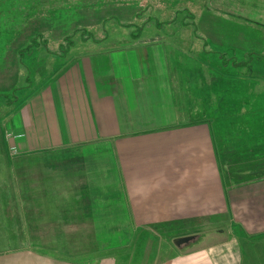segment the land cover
<instances>
[{"label": "crops", "instance_id": "1", "mask_svg": "<svg viewBox=\"0 0 264 264\" xmlns=\"http://www.w3.org/2000/svg\"><path fill=\"white\" fill-rule=\"evenodd\" d=\"M122 13L118 21L133 24L135 12L132 15L123 8ZM48 16H44L48 27L32 32L67 38L77 27L81 29L79 21H85L79 19L72 22L77 26L64 29L52 24L53 16ZM154 33L160 38L161 32ZM127 34L130 39V32L120 36ZM107 36L99 33V40L94 38L90 46L65 50L68 57L58 76L17 111L11 122L9 118L0 124L3 154L10 146L21 154L13 159V197H19L22 209L29 210L28 216L33 215L28 199H47L35 208L36 212L44 211L49 224L40 229L50 232H91L111 223H116L111 230L150 232L164 218L171 225L182 222L187 229L183 222H201L200 227L189 229L194 233L178 235L195 237L173 250L165 264H264V108L246 109V97L229 101L223 86L215 99L212 78L194 80L193 85L192 76L182 73L181 63L167 60L168 49L162 43L118 46L116 38L107 46ZM186 48L195 52L190 44ZM16 61H11L7 70L0 62V87L12 81V72L19 68ZM101 71L109 73L100 76ZM251 97L249 104L256 103ZM226 100L235 107L225 105ZM220 106L225 114L218 116ZM6 133L13 138L5 140ZM99 136L111 141L109 151L117 167L114 179L96 178L94 161L85 160L95 155L91 151L94 146L100 148ZM75 151H85V156H74ZM39 153L51 158H36L24 165L27 155ZM1 161L4 166V159ZM71 168L78 169L73 178ZM112 171H116L114 165ZM6 179L0 176L4 186ZM95 179L115 184L110 196L102 186L94 188ZM33 191L37 193L32 195ZM125 215L131 221L129 229L119 224ZM219 215L226 216L228 229L216 221ZM32 220L29 217V223ZM215 228L217 233H213ZM60 237L33 247L61 243V248L65 246L70 252L81 244L75 236ZM71 238L75 246L70 245ZM78 252L59 253L71 259L69 256ZM1 262L72 264L28 249L1 254Z\"/></svg>", "mask_w": 264, "mask_h": 264}, {"label": "rangeland", "instance_id": "2", "mask_svg": "<svg viewBox=\"0 0 264 264\" xmlns=\"http://www.w3.org/2000/svg\"><path fill=\"white\" fill-rule=\"evenodd\" d=\"M126 1L127 0H0V62L1 64H4L3 66L5 67V70L9 68L11 69V61L16 60V57H14L13 54L6 53L7 47H10L7 43L8 39L12 41L14 40L15 44H21L20 41L23 40L24 37H28L32 30L40 29L44 25H46V29L48 27V20L44 17L46 15H49L50 18L53 16L51 19L53 22L51 23L55 24L59 28L64 27V29H66L65 26L69 25L68 27L70 29L71 26H77L78 24V26H81V28L91 30L95 39H97L96 36L99 33H107V46H111V44L114 42V39L116 38L119 39V44H117L118 46L122 43H127L123 44L124 46H135L136 44L139 45L143 42L153 41L151 40L152 36L157 35V33L154 32H161L160 35L158 34L160 37L158 38L159 41L155 40V42L157 41L166 45L164 48L166 51L168 49V56L171 57L167 58V60L174 64H178V62L181 63L183 70L182 73L185 75V77L187 75L192 76L191 83L193 85L195 84L194 80L204 77L210 80L212 77L207 75V73L204 71L198 72L195 66V59L202 61V55H197L198 58L190 61V59H186L184 56V54H186L188 51V48L185 49L179 47L180 44L183 46H188L192 43L195 51L202 52L205 50L204 52H214L211 55L209 54L208 57H204V59L209 62L214 61V57H217L220 53L227 54V57L235 58L237 62L242 61V59L249 60L251 57L249 56L250 53L254 54L252 57L264 53V0H189L190 4L188 6L190 7L182 8H187L195 14L192 22L194 23V34L196 37L195 39L190 37L189 39H184L183 41H181V36L172 35L173 33L171 25L162 26L160 30L155 31V24L150 22L147 23L151 17L154 18L157 16L161 20H168L173 12H163L162 10H164V8H156L150 11L149 6L152 5V0H133L132 5L125 4ZM156 3L157 2H155V4ZM183 6H185V4ZM123 8L127 11L133 12L132 15L134 12L137 14V16H134L135 19L133 20V23H135L136 18H138L139 21H137L136 24H139V27L144 26V31L146 32L144 40L135 41L136 43H134V41H131L128 38L129 34L124 37L120 36V34L123 35L125 32H132L127 28H123L122 26L126 25L118 21L121 15L125 14L122 13ZM175 8L178 9L180 7ZM176 9L175 12H177ZM206 9H210L211 11L208 12ZM56 17H62L63 21L61 20V22H55L54 20ZM109 18H114L116 20L111 21ZM79 19H85V21H79ZM67 20L69 23L66 22ZM76 21L79 22L77 24H72V22ZM183 23H188V21L184 20ZM27 27L29 28L27 29ZM76 29L79 28L77 27ZM105 29L107 32L103 31ZM73 33L74 32H72L71 35L67 37V39L71 37ZM148 36L151 37L150 40L148 39ZM167 36H170L171 38L169 37V39H166ZM46 39H48L49 50L54 52L57 51V47H59L60 44L66 41L65 38L52 37ZM203 42L206 44V46L203 48L199 47V45H202ZM40 44H43V42H40ZM79 47L82 48V44H78L71 48L76 49ZM64 50L65 48L63 51H59L60 54H62ZM41 57L46 56L45 54H40V58ZM67 57L68 55L66 58ZM256 58L257 62L254 64L255 69L258 71L256 78L253 80L248 79L247 81L236 79V72L238 68H230L231 64L229 66L224 65L225 70H221L219 68L223 64L220 63V61L217 62L216 66L214 65V62H211L213 69L215 66V73L212 70L214 76H216V71H218V69L220 71H225L223 75V81L219 83V85L213 81L215 99H219L217 98V93L219 86L222 85L225 90L224 95L229 97V101H239L243 97H246V109H263L264 78L262 71L264 70V61L261 60L263 59L261 56ZM42 60L45 62H35V66L30 64L32 73L35 71L34 79L38 80V85H42L43 81H46L47 78H50L48 74H51L54 69L63 65V63L58 64L57 66L54 65V58L52 57H47L46 59ZM198 63L200 64V62ZM108 73L109 72L101 71L100 76H105ZM216 79H219V77ZM251 96L255 97L256 103H248V100ZM229 101H224V104L230 107H235V104ZM217 107L218 103H215V108ZM239 109L240 108L236 109L235 111H238ZM15 113H13L11 117H13ZM217 113L218 116L222 114L224 115V108L220 106ZM11 120L12 118L10 119V122ZM96 141L98 143L97 147L100 148H95L96 146H94L92 148L93 150L91 151H94L95 155L89 159L85 158V160L94 161L95 174H93V176H96V178L103 176L104 181H106V178L108 180L114 179L117 176V167L113 161V153L112 151H109V148L111 149V141L105 140L100 136ZM5 153H7L6 156L2 155L0 150V176L7 177L5 186L0 182V255L12 251L28 249L35 252H46L48 255H51L52 257L54 256L55 258L62 257L65 260H69L72 264H99V262L102 264H165L171 260L173 250L177 249V247L172 244L173 241L167 239L175 236L179 237L178 235L182 234L194 233L191 230H193L195 227L201 226V222H199V224L193 221L183 222L189 229H191L189 230L184 225H180L182 222H176L174 225H171L168 224L169 221L164 218L161 224L153 225L152 227L156 230L150 232L137 230H111L116 225V223H111L109 226L101 225L98 230L91 232H67L56 230H54V232L43 231L41 229L49 225L47 224V217L42 214L44 212L42 209H39L36 212L35 206L41 205L40 203H45V201L48 200L38 197L35 199H28V201L31 202V207L33 210V215L28 216L29 210L27 212L24 207L22 209L19 197H13V176L15 173L13 170V159L16 160L21 156V154H19V151H16L15 154H11L8 152L7 147L5 148ZM77 154L85 156V151H83V153H79V151L73 152L74 156ZM36 158L45 160L47 158H51V155L46 156L42 153L27 155L23 163L25 165L26 161H32ZM3 159L5 161L4 166L2 165L1 161ZM69 160L73 161L74 159ZM8 165L10 166L8 167ZM113 165L116 171H112ZM29 167L30 165L28 163V167H26V169L28 170ZM16 170L18 172L17 167ZM87 170L89 172L88 175L91 177L92 175L90 173V167L88 164ZM77 172V168H71L70 178L75 177ZM103 172L104 174L101 175ZM113 185L115 184L111 182L101 184L99 183L98 179H95L93 184L95 189H100L102 186V190L106 196H110ZM57 189L59 188L56 187V190ZM36 193L37 192L33 191L32 195H35ZM113 193L116 194L117 192ZM21 201L22 203H28L27 199H21ZM56 201L57 199H54L53 206L57 207ZM67 202L70 203L71 200H68ZM224 215L217 216L218 220L216 221L220 222L222 225H225L221 227L226 230L228 227L226 223V216ZM29 217L33 218L31 223L28 221ZM138 218L140 219L141 216H138ZM209 221L210 220H208V224H210ZM119 224L122 226H127L129 229L131 225L129 216L125 215L122 217L119 220ZM173 226L174 229L172 230L171 227ZM217 231L218 229L215 228L213 233H217ZM235 233L237 234V232ZM61 234L64 236H75L77 241L81 243L79 248L72 247L70 248L69 252L68 248L65 246L64 248H61V243H55V247H52V244L49 247L40 245L33 247V245L37 243H45L50 239H52V241L53 239L58 240L61 238ZM148 239L150 240L146 242ZM64 242L68 244V240H64ZM70 245L75 246L73 238H71ZM72 249L76 253L78 250L79 252L74 256H69L71 259H68V256L65 254L59 253L68 252L69 254L73 255ZM0 264L6 263L1 262Z\"/></svg>", "mask_w": 264, "mask_h": 264}, {"label": "trees", "instance_id": "3", "mask_svg": "<svg viewBox=\"0 0 264 264\" xmlns=\"http://www.w3.org/2000/svg\"><path fill=\"white\" fill-rule=\"evenodd\" d=\"M135 1V0H134ZM127 5H132L133 0H127ZM155 2H157L155 4ZM152 5L149 6L150 7V11H152L153 9L156 8H164V10H162L163 12H169L172 13L171 17L168 20H161L158 16L157 17H151L148 21L150 23H154L155 25V31L160 30V28L162 26H168L171 25L172 26V35L176 36L179 35L182 37L183 41L184 39H187L185 37H183L182 34H186L187 36L192 37L193 39H195V30H194V23L192 22V19L195 17L194 12L190 11L187 8H182V7H190L188 6L189 0H152ZM135 4V2H134ZM185 4V6H183ZM125 5V6H127ZM134 6V5H133ZM129 7V6H128ZM175 7H180L178 9H176ZM110 9V8H109ZM174 9V10H173ZM175 9L177 10V12H175ZM208 12H210V9H206ZM99 13V12H98ZM135 16H137V14L135 13ZM111 19V21H115L116 19L114 18H109ZM184 20H187L188 23H183ZM139 21L138 18H136V22ZM130 24L128 26H122L123 28H127L129 30H131L132 34L130 35V40L134 41V43H136L135 41H142L144 40L145 34L146 32L144 31L145 28L144 26H140L139 24ZM29 27H27L28 29ZM178 28V29H177ZM106 31L107 30H103ZM144 33L143 35L140 33ZM105 33V32H104ZM33 34V36L30 37H24L23 40H21V44L17 43L15 44L14 40H10L8 39L7 43L10 46L9 48L7 47V54L10 53V50L16 49V54H13L14 57H16V63L18 64L19 68L16 72H12V76L10 77L9 80H12L11 82H7L5 86L0 87V124L5 121L6 119H9L11 117V115L17 111H19L23 106H25L26 104L29 103V101L37 94H39L43 89H45L49 83L52 81L53 78H55L56 76H58L59 72L62 70V65L57 67L56 69H54V71L51 74H48L50 76V78H47L46 81H43L42 85H38V80H35V71H33L30 68V64L32 66H35V62H39L42 61L43 63L45 62L42 59H46L47 57H52L54 58V65H58V64H62L64 62H66V56L68 55V51L69 49H73L71 47H74L78 44H82V46H88L90 44H92V41H95L94 39V35L91 32V30H87L85 28H81V29H77L74 31L73 35L71 37H69L68 39L65 38V42L60 44L59 47H57V51H51L49 50L48 47V39L45 38V36H43L40 32H32L29 34L31 35ZM107 34V33H105ZM148 34V33H147ZM170 35V34H169ZM170 36H167L166 39H169ZM188 37V38H190ZM151 37L148 36V39L150 40ZM171 38V37H170ZM80 40V41H79ZM150 42H143L141 43L142 45H150V44H156V43H160L157 42L159 41L157 35L152 36ZM155 40H157L155 42ZM78 41V42H77ZM40 42H43V44H40ZM92 42V43H90ZM205 42V41H204ZM202 43V45H199V47H205L206 44ZM89 43V44H88ZM179 43V42H178ZM138 44H136L135 46H137ZM175 45H179V44H175ZM193 48L192 43L190 44ZM189 46V45H188ZM179 47L185 48L186 46L183 45H179ZM65 48V50H68L67 52L64 50V52H62V54H60L59 51H63V49ZM173 50V49H171ZM182 50V49H181ZM40 51V52H39ZM205 50L201 51H196L195 52H191L189 49L186 52V54H184L186 59H190V61L194 60L195 58H198L197 55H202V61L196 60V68L198 70V72H205L207 73V75L211 76L213 81H215L218 85L219 83H221L223 81V75L225 73V71H220L221 70H225V66L224 65H230V68L234 67L235 69H237L236 72V79L241 80V81H247L248 79L253 80L254 78H256V74H257V70L254 67V64L257 62V58L256 57H260L263 58L261 60L264 61V53L262 54H258L255 55V57H252V55H254L253 53H250L249 56H251L249 58V60H245L242 59V61L237 62L235 60V58L233 57H227V54L224 53H220L217 57H214V65H217V62L220 61V63H222L223 65L218 69V71H216V76L213 75V72L215 73V66L213 69V65L211 64V62L207 61L206 59H204V57H208L209 54H213L214 52H204ZM196 53V54H193ZM12 54V53H10ZM40 54H45L46 57H41L40 58ZM183 55V54H182ZM219 57V58H218ZM40 59V60H39ZM27 60V61H25ZM254 60V61H253ZM15 61V60H13ZM200 62V64L198 63ZM213 70V72H212ZM263 72V78H264V70ZM217 77H219V79H216ZM16 81H15V80ZM6 80H8V78H6ZM14 80V81H13ZM10 86V87H9ZM9 87V88H7ZM222 85L219 86V92L222 91ZM218 92V93H219ZM217 93V94H218ZM254 94V93H251ZM251 101H253L252 97L249 98L248 103H250ZM18 103V104H17ZM247 103V101H246ZM19 108V109H17ZM3 148L4 145L2 144V137L0 134V150L2 152V155L6 156L7 153L4 152L3 154ZM5 151V149H4ZM8 156V155H7ZM10 165H8L9 167ZM27 170V169H26ZM185 236V235H183ZM175 237H171L167 240H173ZM150 239H148L146 242H148ZM131 245V244H129Z\"/></svg>", "mask_w": 264, "mask_h": 264}, {"label": "water", "instance_id": "4", "mask_svg": "<svg viewBox=\"0 0 264 264\" xmlns=\"http://www.w3.org/2000/svg\"><path fill=\"white\" fill-rule=\"evenodd\" d=\"M194 240V236H185V237H178L173 240V245L175 247H179L181 245L188 244L189 242Z\"/></svg>", "mask_w": 264, "mask_h": 264}, {"label": "built area", "instance_id": "5", "mask_svg": "<svg viewBox=\"0 0 264 264\" xmlns=\"http://www.w3.org/2000/svg\"><path fill=\"white\" fill-rule=\"evenodd\" d=\"M6 139H12L11 137H10V135H6ZM9 151H10V153L12 154H15V147L14 146H10V148H9Z\"/></svg>", "mask_w": 264, "mask_h": 264}]
</instances>
